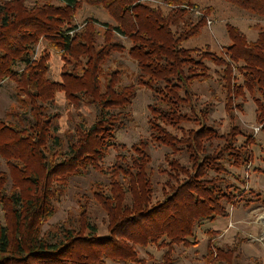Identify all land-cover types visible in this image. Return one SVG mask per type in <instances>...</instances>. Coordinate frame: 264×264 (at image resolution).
Returning a JSON list of instances; mask_svg holds the SVG:
<instances>
[{
    "label": "trees",
    "instance_id": "obj_1",
    "mask_svg": "<svg viewBox=\"0 0 264 264\" xmlns=\"http://www.w3.org/2000/svg\"><path fill=\"white\" fill-rule=\"evenodd\" d=\"M29 1L0 0V86L14 84L19 110L11 121L0 118V159L6 167L0 171V264H146L138 250L151 245L163 251L161 264H179L176 249L198 246L196 231L229 218L228 206L264 209L261 193L243 189L248 181L236 177L234 182L228 170L253 164L255 134L240 133L237 127L221 134L215 123L209 124V109L199 107L190 92L194 83L211 79L208 63L223 66L227 111L232 114L233 98L249 92L264 134V29L249 42L230 28L228 63L209 50L182 46L200 33L213 11L200 9L194 0H165L168 13L148 0H57L58 5L34 0L28 6ZM224 1L264 17V0ZM82 4L102 8L114 25L95 19L75 25ZM194 12L200 14L197 23ZM97 26L104 29L102 35ZM41 40L47 48L36 56ZM48 50L61 58L59 81L49 78ZM116 53H127L136 64L134 84L124 85L127 71L118 66L121 62L116 63L120 69L105 67L115 62ZM233 68L243 73L242 86H231ZM142 89L153 95L150 135L128 150L117 134L128 127L131 105ZM58 93L74 108L85 103L97 109L93 124H78L66 136L65 150L56 126L60 115L50 110ZM190 122L197 127L183 130ZM152 144L170 150L160 199L150 167ZM110 149L119 153L105 170L110 183L97 184L94 195L106 213L108 233L99 235L90 223L86 201L75 225L44 230L55 215L56 194L84 170H102L99 163ZM256 170L264 178V169ZM207 230V264H242L247 239L219 247L214 238L219 232ZM247 264H263V259L250 258Z\"/></svg>",
    "mask_w": 264,
    "mask_h": 264
},
{
    "label": "rangeland",
    "instance_id": "obj_2",
    "mask_svg": "<svg viewBox=\"0 0 264 264\" xmlns=\"http://www.w3.org/2000/svg\"><path fill=\"white\" fill-rule=\"evenodd\" d=\"M41 4H55L58 5L57 0H38ZM34 0L26 3L30 5ZM153 7H161L163 13H168L169 9L165 5V0H148ZM199 5L200 9L212 7L213 11L207 18V23L200 30V33L183 43L186 49H202L209 50L218 57H224L226 62V49L230 46L231 40L229 38L228 30L230 28L238 29L249 42L257 39L259 32L264 29V17L258 16L239 9L224 0H194ZM195 22L199 20V12L191 14ZM95 19L100 23H109L114 25L113 19L102 8L82 4L75 14L74 24L82 25L86 20ZM177 25L182 27L183 20L178 21ZM176 27H173L175 29ZM97 30L101 35L104 29L97 26ZM181 30V28L179 29ZM123 40V39H122ZM99 42H103L100 38ZM124 45L129 48L130 43L123 40ZM47 44L43 40L36 48V56H39L46 50ZM51 53L50 58V75L52 80L59 81L61 75L62 61L58 54L48 50ZM115 62L108 61L105 67L112 68L121 67L126 69L127 75L123 78L124 85L128 86L134 84L135 75L137 74L136 64L128 58L127 53L121 55L116 53L114 55ZM117 62L122 64L116 65ZM229 63V62H228ZM210 67L211 79L204 83H194L190 87L191 94L199 107H207L209 109L208 117L209 124H216L221 134H227L232 127H237L240 133H254L256 136V145L253 147L254 161L251 166L229 168L231 177L234 182L236 177L248 181L246 190L253 189L255 194H260L264 197V178L256 169H264V134L260 131V126L257 123L256 105L250 98L249 92H244L243 97L233 98L232 114L227 111V91H226V77L225 68L223 66L208 63ZM120 69V68H119ZM227 73V72H226ZM229 74V73H227ZM231 86H242L244 84L243 73L232 70V78H228ZM153 102V95L151 91L142 89L138 91L136 98L133 100L129 115L127 118L128 127L121 130L117 134L118 143L125 145L128 150L132 146L149 139L150 131L148 122L150 120V105ZM52 113H57L60 118L56 120V126L59 128V134L64 139V150L66 149L67 135L73 134L76 126L81 123L87 125L93 124L97 117V109L89 104L83 103L80 107L74 108L68 103L63 93H58L55 105L50 109ZM19 112L16 101V89L13 83L5 82L0 86V118H5L9 121L13 120V113ZM188 116H191L189 109L184 111ZM194 119V117H191ZM197 127L196 122H190L182 125L183 130H189ZM175 134L180 135L179 130H174ZM239 142L243 143L244 139L238 136ZM149 152L152 157V179H154L155 196L156 199L162 197L163 185L167 182V170L169 169L165 162V155L170 152L169 149L159 145H151ZM118 151L110 149L107 156L99 163L102 170L88 168L84 170L81 175L69 179V183L60 192L56 194L54 200L55 215L44 226V230H53L57 225L66 223L69 225L72 222L74 225L79 221L81 212V205L83 201L89 203V221L91 224L96 225L99 235H105L107 231L106 213L97 203L94 195L97 191V184H109V175L105 170H110L111 166L118 156ZM123 154V153H122ZM126 154V152H124ZM186 163V162H184ZM0 171H6L5 163L0 159ZM121 180V177L118 178ZM241 186V185H239ZM263 199V198H262ZM231 218L227 221L221 219L214 224H205L203 227L196 231L195 241L198 246L192 248H184L180 246L175 251V257L180 259L179 264H207L204 261L206 254L208 239L207 229L212 231L215 224L220 221H225L228 224V231L225 233L220 232L215 238V245L219 247H226L235 243L236 239H247L242 246L241 263L247 264L250 258H262L264 264V209L259 206H253L250 209L242 207L228 206ZM1 211V209H0ZM238 212V213H237ZM3 216V213H0ZM240 214H244V219H240ZM257 223L260 232L252 231L253 224ZM257 228L255 227L254 230ZM216 232V231H214ZM254 232V233H253ZM222 233V234H221ZM213 238V239H214ZM211 239V238H210ZM194 241V240H193ZM138 254L140 258L145 259L146 264H161V256L163 251L159 250L156 246L151 245L146 249H139ZM107 264H121L114 261H108Z\"/></svg>",
    "mask_w": 264,
    "mask_h": 264
},
{
    "label": "crops",
    "instance_id": "obj_3",
    "mask_svg": "<svg viewBox=\"0 0 264 264\" xmlns=\"http://www.w3.org/2000/svg\"><path fill=\"white\" fill-rule=\"evenodd\" d=\"M237 213H238V212H237ZM243 215H244V214H240V217H238V218H240V219H244ZM229 218H231V216H230ZM229 218H227V219H225V220L227 221ZM219 220H221V219H219ZM217 221H218V220H217ZM217 221H216V222H217ZM227 224H228V223L225 222V221H220L218 224H215V225H214L213 230L216 231V232H219V231H220V232L225 233L226 231H228V226H226ZM255 227L257 228L256 230H254ZM259 230H260V228H259L258 224L254 222V224H253V226H252V231H256V232L259 234V232H260ZM253 233H254V232H253ZM221 234H222V233H221Z\"/></svg>",
    "mask_w": 264,
    "mask_h": 264
}]
</instances>
